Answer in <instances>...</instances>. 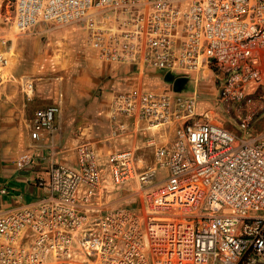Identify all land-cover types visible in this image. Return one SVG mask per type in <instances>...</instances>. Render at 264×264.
Returning a JSON list of instances; mask_svg holds the SVG:
<instances>
[{
    "label": "built area",
    "instance_id": "obj_1",
    "mask_svg": "<svg viewBox=\"0 0 264 264\" xmlns=\"http://www.w3.org/2000/svg\"><path fill=\"white\" fill-rule=\"evenodd\" d=\"M12 13L19 30L80 25L121 83L112 121L152 136L105 161L82 143L74 166L49 163L34 179L45 194L0 212V264H264V133L237 139L199 111L211 76L221 106H247L249 133L264 106V0H12ZM7 64L1 53L0 84ZM59 112H39L31 137Z\"/></svg>",
    "mask_w": 264,
    "mask_h": 264
},
{
    "label": "rangeland",
    "instance_id": "obj_2",
    "mask_svg": "<svg viewBox=\"0 0 264 264\" xmlns=\"http://www.w3.org/2000/svg\"><path fill=\"white\" fill-rule=\"evenodd\" d=\"M82 38V27L75 24L46 23L19 30L13 23L12 0H0V54L8 60L3 70L7 77L0 84V174L3 168L17 165L24 156L35 157L29 150L48 145L46 138L56 128L69 133L57 135L54 140L67 142L61 154L67 157L73 154L76 158L77 147L88 143L100 153L103 161L112 152L141 146L152 136L142 135L146 131H140L138 124L132 121L124 131L119 128L121 121H112L115 85L121 83L90 59ZM211 78L207 76L201 80L199 111L206 110L205 114L214 123L231 131L237 139L249 140L262 135L264 106L256 109L247 134L241 127V119L248 113L247 106H221ZM193 84L194 81L189 82L187 89ZM51 105L60 108L55 123L40 139H33L31 131L35 119ZM47 149L46 154H49L50 148ZM106 166L104 164L105 170ZM10 186L21 187L14 182ZM122 194L110 193L112 197ZM217 209L216 213H223L224 207Z\"/></svg>",
    "mask_w": 264,
    "mask_h": 264
},
{
    "label": "crops",
    "instance_id": "obj_3",
    "mask_svg": "<svg viewBox=\"0 0 264 264\" xmlns=\"http://www.w3.org/2000/svg\"><path fill=\"white\" fill-rule=\"evenodd\" d=\"M90 59H93V58H90ZM109 69L115 70L117 69V67H112V68L110 67ZM67 134L69 135V133H66V132L63 133L61 132V130L56 128L55 131L52 134L48 135L46 138L48 145L41 146L37 148L35 151L30 149L29 153L33 155L35 154V157L32 158L33 163L28 165L26 169L19 170L17 168V165L2 169L1 174H0V212L2 208L8 205L24 203L23 202L24 199H33L29 201V202H32V201L38 200L41 196H43L45 194L44 190L35 186L34 179L39 174L44 172V169L47 168V165L49 163L55 162V163L69 165V166L75 165L76 158L73 154L68 157L61 154V151H63V149L67 146V142L57 143V141H54L57 135H67ZM47 148H50L49 154H46L47 152H49ZM12 182L21 185V187L20 188L11 187L10 183ZM4 188L7 189L6 193H2V189ZM115 197L117 196L112 197V195H109V198L113 199ZM29 202H25V203H29Z\"/></svg>",
    "mask_w": 264,
    "mask_h": 264
},
{
    "label": "water",
    "instance_id": "obj_4",
    "mask_svg": "<svg viewBox=\"0 0 264 264\" xmlns=\"http://www.w3.org/2000/svg\"><path fill=\"white\" fill-rule=\"evenodd\" d=\"M167 81H173L174 80V75L171 73H168L166 76ZM188 79L187 78H178L174 82L175 90H182L186 85H187Z\"/></svg>",
    "mask_w": 264,
    "mask_h": 264
},
{
    "label": "bare ground",
    "instance_id": "obj_5",
    "mask_svg": "<svg viewBox=\"0 0 264 264\" xmlns=\"http://www.w3.org/2000/svg\"><path fill=\"white\" fill-rule=\"evenodd\" d=\"M7 76L6 75H3V78H6Z\"/></svg>",
    "mask_w": 264,
    "mask_h": 264
}]
</instances>
